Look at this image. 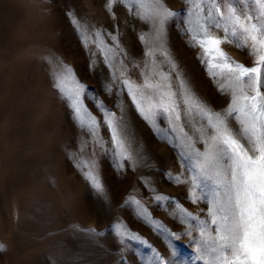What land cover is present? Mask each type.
<instances>
[{
  "label": "rangeland",
  "instance_id": "rangeland-1",
  "mask_svg": "<svg viewBox=\"0 0 264 264\" xmlns=\"http://www.w3.org/2000/svg\"><path fill=\"white\" fill-rule=\"evenodd\" d=\"M108 3L0 0V264H204L196 251L195 221L181 209L205 218L207 204L192 203L191 184L174 179L189 181L192 175L179 126L162 113L154 123L146 121L120 83L119 71L113 81L102 54L90 42L85 47L73 23L78 20L93 39L100 32L105 45L114 46L109 34L115 36L127 78L143 83L145 62L152 66V58L145 56L152 45L151 25L139 19L135 8L130 13L123 3L111 9ZM163 4L176 13L165 24L163 37L176 70L159 52L156 69L170 72L174 89L178 72L196 98L223 113L230 96L218 90L200 59L201 50L191 46L184 31L189 5L186 0ZM221 47L233 60L253 66L248 49L227 43ZM60 61L85 86L83 107L100 122L102 144L78 125L69 102L54 87ZM65 87L71 90V81ZM100 104L122 121L130 159L113 155ZM180 123L203 151L190 118L182 114ZM230 124L237 129L235 121ZM80 159L94 164L102 192L85 179L88 169L77 167Z\"/></svg>",
  "mask_w": 264,
  "mask_h": 264
},
{
  "label": "snow or ice",
  "instance_id": "snow-or-ice-1",
  "mask_svg": "<svg viewBox=\"0 0 264 264\" xmlns=\"http://www.w3.org/2000/svg\"><path fill=\"white\" fill-rule=\"evenodd\" d=\"M117 2L125 4L130 13L135 8L139 19L152 28V45L145 52L146 57L152 58V66L145 62L140 73L141 84L127 78V66L123 59L118 60L120 45L115 36L109 34L114 46L105 45L100 32L97 31L93 39L78 20L73 18V23L80 29L85 47L90 42L102 54L112 70L113 81L118 79L119 71L120 83L146 121L154 123L156 115L162 113L179 126L192 162L188 169L192 175L189 181L177 176L175 182L190 183L191 202L207 204L205 218L181 209L186 217L195 221L192 230L199 234L198 259L204 264H264V0H186L189 8L184 31L190 35L191 46L201 50L200 59L210 77L218 83V90L230 96L223 113L212 111L196 98L178 72V87L174 89L170 72L156 69L155 53L159 52L171 71L176 70L163 44L165 24L176 13L165 7L163 0H109V9ZM140 39L144 41L145 37ZM226 43L234 44L241 51L248 49L254 57L253 66L228 56L221 47ZM117 60L119 68L114 67ZM56 68L54 87L69 102L78 125L97 144H102L100 122L83 107L81 95L85 86L62 61ZM69 81L73 85L71 90L65 87ZM99 107L114 145L113 155L122 160L130 159L122 121L102 104ZM182 114L190 118L194 132L199 134V142L204 144L203 151L197 149L192 137L184 132L180 123ZM197 118L199 126H196ZM230 121H235L237 129ZM77 167L87 168L85 179L97 192L103 191L101 180L93 171L94 164L80 159ZM156 199L168 198L157 196ZM133 202L139 206V201ZM145 211L140 208L141 215ZM125 234L139 239L134 234L121 233ZM187 234L191 235V231Z\"/></svg>",
  "mask_w": 264,
  "mask_h": 264
},
{
  "label": "bare ground",
  "instance_id": "bare-ground-1",
  "mask_svg": "<svg viewBox=\"0 0 264 264\" xmlns=\"http://www.w3.org/2000/svg\"><path fill=\"white\" fill-rule=\"evenodd\" d=\"M162 58H164V57H162ZM124 128H125V127H124ZM134 134H135V133H133V136H135V135H136V134H135V135H134ZM123 135H124V133H123ZM130 135H131V133H130ZM127 138H128V136H127ZM136 138H137V137H136ZM126 140H128V139H126Z\"/></svg>",
  "mask_w": 264,
  "mask_h": 264
}]
</instances>
